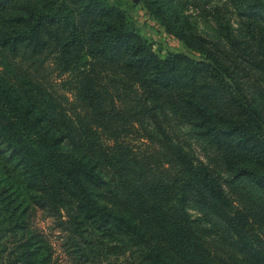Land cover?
<instances>
[{"label": "trees", "instance_id": "1", "mask_svg": "<svg viewBox=\"0 0 264 264\" xmlns=\"http://www.w3.org/2000/svg\"><path fill=\"white\" fill-rule=\"evenodd\" d=\"M136 1L200 56L160 54L124 0H0V264H264V0H228L244 28L223 39L174 0ZM179 121L257 206L193 160Z\"/></svg>", "mask_w": 264, "mask_h": 264}, {"label": "rangeland", "instance_id": "2", "mask_svg": "<svg viewBox=\"0 0 264 264\" xmlns=\"http://www.w3.org/2000/svg\"><path fill=\"white\" fill-rule=\"evenodd\" d=\"M173 8H175L182 16H186L194 29L201 35L210 38H224L227 32V26L230 30L235 28H244L243 20L239 18L234 6L228 0H174ZM125 8L131 13L141 33L155 43V48L160 54H167L168 52H186L194 57L200 55L189 49L185 43L180 40L173 33H170L166 26L157 20L146 8L137 3L136 0H124ZM233 34H239L235 31ZM54 84H59L62 77L55 75ZM264 97V95H263ZM261 96V100H263ZM259 110L264 118V101L260 103ZM175 130V138L192 156L196 163L203 162L215 169L222 176L225 186L230 188L231 192L236 193V196L241 199H250L253 207L257 206V202L261 197L255 189L246 181L241 182H226L230 179V175L226 172L220 163V155L202 138H199L194 133L192 127L183 122H172ZM244 155V154H243ZM245 158L248 159L246 155ZM1 169V166H0ZM1 176V174H0ZM193 217L199 220L201 228H203L208 235L217 237L221 235L222 224L219 220L211 214L203 211L195 203H191L188 207ZM38 223L42 229L48 234L50 240L55 248V255L60 256V260L64 259L61 242L57 238L58 233L52 229V221L46 218L44 214H39ZM239 257L246 259L239 255ZM247 263L249 261L246 259Z\"/></svg>", "mask_w": 264, "mask_h": 264}]
</instances>
